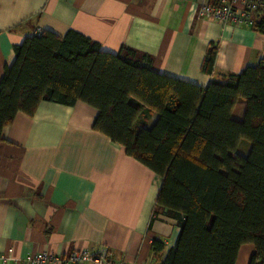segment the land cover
Returning <instances> with one entry per match:
<instances>
[{
	"label": "crops",
	"instance_id": "1",
	"mask_svg": "<svg viewBox=\"0 0 264 264\" xmlns=\"http://www.w3.org/2000/svg\"><path fill=\"white\" fill-rule=\"evenodd\" d=\"M199 9V0H0V81L16 46L42 32L64 37L70 30L107 53L125 47L147 55L155 73L200 87L260 63L264 34L253 25L201 18ZM211 43L217 55L209 77L201 66ZM244 107L238 101L235 119ZM97 114L82 102H42L33 116L18 113L3 129L0 256L105 248L126 264H161L154 240L164 252L174 247L177 221L154 213L161 178L94 131ZM157 120L154 114L146 128ZM252 253L243 246L236 264H249Z\"/></svg>",
	"mask_w": 264,
	"mask_h": 264
},
{
	"label": "trees",
	"instance_id": "2",
	"mask_svg": "<svg viewBox=\"0 0 264 264\" xmlns=\"http://www.w3.org/2000/svg\"><path fill=\"white\" fill-rule=\"evenodd\" d=\"M253 28L264 34V17ZM14 50L0 81V136L18 113L31 117L42 102L85 103L98 112L93 130L162 180L154 213L177 221L180 231L167 252L154 240L161 264H236L245 245L253 246L249 264H264V56L200 87L155 73L147 55L104 52L73 30L42 32ZM216 55L209 44L201 66L209 77ZM242 139L251 142L246 156L236 154Z\"/></svg>",
	"mask_w": 264,
	"mask_h": 264
},
{
	"label": "built area",
	"instance_id": "3",
	"mask_svg": "<svg viewBox=\"0 0 264 264\" xmlns=\"http://www.w3.org/2000/svg\"><path fill=\"white\" fill-rule=\"evenodd\" d=\"M199 16L216 20L222 24L235 22L239 25H253L260 15L264 17L263 0H199ZM240 4L241 7H238ZM0 264H126L123 260H113L105 248L78 250L69 255L40 252L26 259L0 256Z\"/></svg>",
	"mask_w": 264,
	"mask_h": 264
},
{
	"label": "rangeland",
	"instance_id": "4",
	"mask_svg": "<svg viewBox=\"0 0 264 264\" xmlns=\"http://www.w3.org/2000/svg\"><path fill=\"white\" fill-rule=\"evenodd\" d=\"M250 147H251V142L247 139H242L240 144H239V147H238L236 154L246 156L248 154ZM250 246H252V245H250ZM243 251H246V249H244ZM242 258H244V257H242Z\"/></svg>",
	"mask_w": 264,
	"mask_h": 264
}]
</instances>
